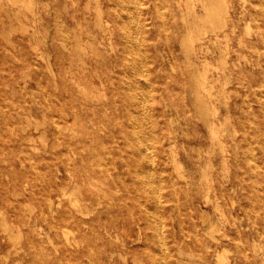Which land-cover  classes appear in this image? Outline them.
<instances>
[{
  "label": "rangeland",
  "instance_id": "rangeland-1",
  "mask_svg": "<svg viewBox=\"0 0 264 264\" xmlns=\"http://www.w3.org/2000/svg\"><path fill=\"white\" fill-rule=\"evenodd\" d=\"M40 1L42 3L37 6V14L40 13L38 27L43 33L47 31V36L45 43L43 40L40 42L39 51L30 45L26 35L21 32V35H14L11 43L0 37V93L1 90L8 92L10 100L17 102L13 105L8 100L5 106L7 112H14L19 105L33 99L36 103L32 109L23 111L20 117L7 114L8 124L0 120V147L6 148L0 154V212H3L11 229L21 235L14 245L9 239L8 231L0 226V264H150L147 250L143 248L147 240L156 250L163 245L170 264H177L180 258L193 259L194 264H215L216 251L222 249L228 252L229 264H264V149L254 142L252 148H255L256 156H253L251 163L256 158L263 175L257 178L251 172L248 157L244 153L236 156L234 148L229 146V170L222 172L217 168L214 171L213 193L217 195V206L211 202L206 203L197 188L190 190L183 181L181 187H174L178 199L171 194L169 188L153 183V191L160 192L163 196L159 203L151 204L153 213L150 220L159 231L155 239L152 236L156 230L146 226V218L135 207L132 198L127 201L135 207L131 215L121 212L117 217L109 215L110 210L116 209L111 205L110 196H114V192L109 184L100 182L109 193L105 197L109 202V211H106V205H93L87 215L80 214L74 208H70L72 215L69 214L68 201L63 194L64 190H70L72 186L65 164L68 155L72 156L79 185L84 189L87 187L81 179L83 162L80 160L79 150L74 154L66 148L68 141L75 144L77 149L82 146L79 135H72L71 128L79 131L84 128L83 124L74 123L69 106L71 98L67 92V89H71L77 95L76 88L67 80L71 76L68 69L78 70L72 30L79 22L84 31L87 30L91 37L94 35V40H103L108 45L109 38L94 27L95 13L87 6L88 0H76L75 6L71 0ZM142 1L144 0L128 2L132 39L138 40L130 57L139 61L148 48L151 77L156 80L155 86L158 85V78L166 81L165 103L169 105L164 107L166 104L161 99L160 106L164 112L162 119L155 117L154 122L149 120L143 127L148 134H152L159 127L158 121H162V125L172 132L177 148L180 151L184 147L190 149L189 142H193V139L186 132L192 135L198 131L204 138H207V132L194 116L188 73L184 68L181 49L184 27L180 10L175 0H158V6L143 4ZM233 3L237 18L242 0H233ZM71 13L77 16L75 20L69 16ZM260 23L262 24L261 21ZM144 24L145 34L142 33ZM58 27L63 29L56 33ZM257 29L258 25L254 23L249 30L253 33ZM242 31L243 23L239 22L236 36L232 40L234 47L239 50L238 37L242 35ZM244 38L253 39L246 36ZM111 40H117V35L112 33ZM116 51L119 55L120 50L116 48ZM48 57L54 64L55 75L47 67ZM249 57L254 58L250 54ZM240 59L242 60L234 52L229 56L232 65L239 63ZM213 62L216 63L215 60ZM241 67L246 70L247 76L256 74V69L248 63ZM91 75L94 77L93 69L90 68L85 77L89 79ZM3 78L7 79L6 86ZM140 78L143 79L142 76ZM238 82L239 78L234 76L228 88L232 90ZM12 88L15 90L14 95L10 94ZM96 90L100 93V101L83 112L89 116L88 119L94 117L96 125L101 127L99 135L107 142V146L101 148L105 153V158L101 161H111L110 132L116 129L110 111L106 108L111 91L106 90L104 85ZM246 90L248 99L245 104L237 103L239 97L235 93L230 101L233 117L237 122L246 117L248 130L257 124L264 129V121L260 120V116L257 121L255 118V113L261 114L262 106L255 101L253 88L247 83ZM139 94L142 98L150 97V92L140 91ZM152 108L150 102L142 107L145 112L153 110ZM222 113H225L223 108ZM53 116L58 119L59 127L55 135L51 133L54 128L51 121ZM171 118L173 123L170 122ZM10 125L15 134L4 138L3 134L8 132ZM67 126L70 129L64 128ZM235 135L239 141H244L241 131ZM228 141L230 144L232 138H228ZM87 142L91 143L92 139L88 137ZM153 149L154 145L150 143L148 151L152 153ZM2 158L6 162H2ZM150 171L156 179L158 171L154 168ZM48 199L52 200L51 205L48 204ZM204 210L208 213L209 221L215 222L214 231L217 232L213 231V234L218 242H214L205 232V225L202 223ZM99 211H103L101 221L106 227L100 226V221L95 217ZM64 231L69 232L66 235L69 238ZM155 256L158 257L159 253H155Z\"/></svg>",
  "mask_w": 264,
  "mask_h": 264
},
{
  "label": "bare ground",
  "instance_id": "bare-ground-1",
  "mask_svg": "<svg viewBox=\"0 0 264 264\" xmlns=\"http://www.w3.org/2000/svg\"><path fill=\"white\" fill-rule=\"evenodd\" d=\"M175 1L184 27L181 49L184 54V68L188 73L194 116L207 132V138L199 135L198 131L192 135L186 132L187 136L193 139V142H189L190 149L184 147V150L180 151L173 141L172 132L162 125V121H158L159 127L152 134H148L143 127L149 120L154 122L155 117L162 119L164 112L160 106L161 99H164L163 103L166 104L164 107L169 106L165 103L167 84L165 80L158 78V85L155 86L156 80L151 77L152 68L148 65V48L139 61L130 57L138 40L132 39L129 0H88L87 6L95 13L94 27L108 36V45H105L103 40H94V35L91 37L87 30L84 31L79 22L71 35L74 40L73 51L77 57L78 70L68 69V74L71 76L67 80L76 88L77 95L73 94L71 89H67V92L71 98L69 106L72 109L74 123L79 122L84 125V128L83 131L71 128L72 135H79L82 146L77 149L75 144L68 141L66 148L74 154L79 150V157L83 162L81 179L85 181L87 187L84 189L79 185L72 156L68 155L65 164L72 186L70 190H64L63 194L68 201L69 214L72 215L70 208H74L80 214L87 215L93 205H106V211H109V202L105 200L109 193L101 185L109 184V188L114 192V196H110L111 205L116 208L114 211L110 210L109 215L117 217L121 212L128 216L133 213L135 207L139 208L146 218V226L154 227L156 230L152 236L153 239L158 236L159 231L150 220L153 213L151 204H157L163 199L160 192H154L151 188L153 183L169 188L171 194L178 199L179 196L175 193L174 187L175 185L181 187V181H183L190 190L197 188L206 203L211 202L217 206V195L213 193L214 171L217 168L222 172L229 170V146L234 148L236 156L244 153L246 158L248 157L251 172L257 178L263 175L256 158L254 163H251V159L256 156L255 148L254 150L252 148L253 142L264 149V129L257 124L256 127L253 125L248 130L246 117L240 118L237 122L230 110V101L235 93L239 97L237 103L245 104L248 99L246 83L249 84L253 88L255 101L262 106L261 114L255 113L256 121L259 120V116L260 120L264 121V0H242L240 15L237 18L233 0ZM71 2L75 6L77 1L71 0ZM40 3H42L40 0H0L1 40L11 43L14 35L21 32L26 35L30 45L39 51L40 42L43 40L45 43L47 36V31L43 33L38 27L40 13L37 14V6ZM142 3L158 6V0H144ZM69 16L74 20L77 17L74 13ZM239 22L243 23L242 35L238 37L240 50L232 43ZM254 23H257L258 29L252 33L249 29ZM143 27L142 33L145 34L146 24ZM62 29L63 27H58L56 33ZM112 33L117 35V40H111ZM245 36L253 37V39L246 40ZM116 48L120 50L119 55ZM233 52L242 58L239 61L240 65L238 62L233 65L230 63L229 56ZM249 54L254 58L251 59ZM244 63L255 68L256 74L247 76L246 70L241 67ZM53 65L48 57L47 67L55 75ZM104 65L105 69H103ZM142 67H146L147 71L141 69ZM90 68L93 69L97 81L93 75L89 79L85 77V73ZM234 76L239 78V82L230 90L228 86L232 83ZM3 81L6 86L7 79L3 78ZM102 85L106 86V90L111 91L106 108L110 111V117L116 128L110 132L111 161H101L105 158L101 148L106 147L107 142L99 135L101 127L96 125L94 117L88 119L89 116L83 112L100 101V93L96 88ZM140 91L150 92V97L142 98ZM10 94H15L14 88L10 89ZM8 95V92L1 90L0 120L4 124H8L7 114L20 117L23 111L36 106L33 99L29 103L27 101L24 105H19L16 111L7 112L5 106L10 100ZM72 101H78V103ZM10 102L13 105L17 104L13 99ZM146 102L152 104L153 110L143 111L142 107ZM222 108L225 113H222ZM35 109L38 108L35 107ZM170 120L171 123L174 122L173 118ZM51 121L54 125L51 133L55 135L59 128L58 119L53 116ZM64 128L70 129L68 126ZM240 131L243 142L235 138V134ZM3 132L4 130L2 134ZM44 133L45 131L42 132ZM14 134L13 127L10 125L8 132L5 131L3 136L6 138ZM88 137L92 139L91 143L87 142ZM228 138H232L230 144ZM11 143L10 146H12ZM150 143L154 145L152 153L148 151ZM5 150L6 148L1 146L0 154H3ZM217 160L219 167H217ZM1 161L6 162V159L2 158ZM152 168L158 171L156 179L151 174ZM129 198L134 200L135 207L127 202ZM47 202L49 205L52 204L50 199ZM102 215L103 211H99L95 217L100 221V226L106 227L101 221ZM202 216L205 232L214 242H218L213 234L215 222L209 221L205 210ZM4 218L3 212H0V226L6 232L8 231L9 239L15 245L21 235L19 232L15 233ZM68 231H64L65 236L69 233ZM162 246L156 250L148 240L143 244L150 264H170L165 256L166 249ZM155 253H159V256H155ZM227 253L225 249L217 250L215 264H229ZM137 264L141 263L137 262ZM177 264H194V261L180 258Z\"/></svg>",
  "mask_w": 264,
  "mask_h": 264
}]
</instances>
